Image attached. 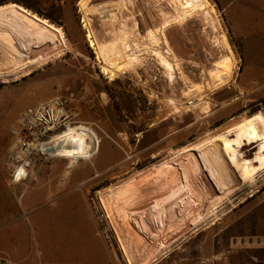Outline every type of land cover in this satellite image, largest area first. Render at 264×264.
<instances>
[{
  "label": "rangeland",
  "instance_id": "obj_1",
  "mask_svg": "<svg viewBox=\"0 0 264 264\" xmlns=\"http://www.w3.org/2000/svg\"><path fill=\"white\" fill-rule=\"evenodd\" d=\"M11 1L61 26L71 49L33 66L30 73L12 75L10 82L0 79V176L6 185H13L8 184L11 178L4 173L15 162L14 130L23 110L56 94L73 95L79 110L78 122L94 128L101 137L99 153L74 162L38 158L29 170L49 171L53 164L59 183L69 180L71 169L88 170L89 180L84 184L90 187L91 202L111 264H126L99 196L106 190L124 189L134 182L137 185L150 182L163 162L179 149L222 132L245 116L264 113V0H211L222 22V27L217 24L219 30H209L196 22L187 26L184 35L177 29L168 31L185 60L176 70L174 81L152 54H146L138 65L121 73L116 80L107 78L89 44L78 0H0V4ZM223 30L238 58L234 81L220 90L209 91V97L204 99L207 102L189 104L190 109L162 119L163 114L173 109L178 92L203 82L206 72L215 68V61L226 54L221 46L214 45L215 37ZM253 150L252 146H246L245 156L250 157ZM29 170L23 173L20 182L34 180L27 178ZM237 176L234 181L237 187L214 218L186 229L182 237L149 264H264V240H260L264 237V174L258 177V182L244 186ZM164 178L150 200L164 195L176 182L171 173ZM16 187L15 184L11 188ZM143 187L145 184L141 190ZM134 208L130 207L128 214L137 228L143 211ZM128 231L131 233L132 229ZM131 237L136 242V237ZM253 238L256 242H250Z\"/></svg>",
  "mask_w": 264,
  "mask_h": 264
},
{
  "label": "bare ground",
  "instance_id": "obj_2",
  "mask_svg": "<svg viewBox=\"0 0 264 264\" xmlns=\"http://www.w3.org/2000/svg\"><path fill=\"white\" fill-rule=\"evenodd\" d=\"M77 5L101 71L112 81L134 68L146 54L154 55L168 78L174 81L176 70L185 60L176 50L168 31L177 29L184 35L187 26L196 22L209 30L217 29L218 25L222 27L216 5L211 0H78ZM50 20L18 2L0 4L2 81L10 82L11 76L20 72L30 73L33 66L38 67L71 49L67 33L65 35L64 29ZM214 42L226 50V54L215 61V68L206 72L203 82L178 92L173 109L163 114L162 119L186 110L189 107L186 103L196 106L205 102L209 91L220 90L234 81L238 58L227 33L221 31ZM100 140L90 126L69 125L43 144L42 150L48 157L71 162L88 160L99 153ZM246 146L254 149L250 157L245 156ZM28 170L27 163L18 164L12 181L20 182ZM169 173L176 182L164 195L150 200ZM238 174L243 186L254 184L264 174L262 111L243 117L203 141L179 149L158 168L156 178L150 181L154 185L143 181L145 187L141 190L142 184L134 182L124 189L103 192L99 196L100 203L115 229L126 264H149L182 237L186 229L213 219L237 187L234 181L238 180ZM130 207L143 211L139 224L136 223L140 229L129 219ZM130 228L133 234L128 231ZM131 235L136 237V242L131 241ZM256 240L253 238L254 242Z\"/></svg>",
  "mask_w": 264,
  "mask_h": 264
},
{
  "label": "crops",
  "instance_id": "obj_3",
  "mask_svg": "<svg viewBox=\"0 0 264 264\" xmlns=\"http://www.w3.org/2000/svg\"><path fill=\"white\" fill-rule=\"evenodd\" d=\"M55 167L29 170L27 178L34 180L14 189L0 176V255L10 264H111L88 170L77 165L69 180L59 183Z\"/></svg>",
  "mask_w": 264,
  "mask_h": 264
},
{
  "label": "built area",
  "instance_id": "obj_4",
  "mask_svg": "<svg viewBox=\"0 0 264 264\" xmlns=\"http://www.w3.org/2000/svg\"><path fill=\"white\" fill-rule=\"evenodd\" d=\"M191 104V103H188ZM79 110L71 94H56L36 105L26 107L14 130L16 142L13 145L14 164L5 172L11 178L9 185L14 186L13 174L16 166L27 163L28 168L38 158H48L42 150L49 142L68 126L81 125L78 122ZM87 126V125H86ZM11 186V187H12ZM0 264H10L7 257L0 255Z\"/></svg>",
  "mask_w": 264,
  "mask_h": 264
},
{
  "label": "water",
  "instance_id": "obj_5",
  "mask_svg": "<svg viewBox=\"0 0 264 264\" xmlns=\"http://www.w3.org/2000/svg\"><path fill=\"white\" fill-rule=\"evenodd\" d=\"M236 242H237V241H236ZM242 242H243V243H245V242H246V240H245V239H243V240H242ZM250 242H253V239H251V240H250Z\"/></svg>",
  "mask_w": 264,
  "mask_h": 264
},
{
  "label": "flooded vegetation",
  "instance_id": "obj_6",
  "mask_svg": "<svg viewBox=\"0 0 264 264\" xmlns=\"http://www.w3.org/2000/svg\"><path fill=\"white\" fill-rule=\"evenodd\" d=\"M263 255H264V252H263Z\"/></svg>",
  "mask_w": 264,
  "mask_h": 264
}]
</instances>
